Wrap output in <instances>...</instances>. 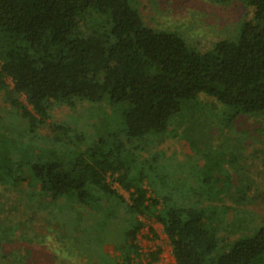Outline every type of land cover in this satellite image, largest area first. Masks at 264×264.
I'll return each mask as SVG.
<instances>
[{
  "label": "trees",
  "instance_id": "1",
  "mask_svg": "<svg viewBox=\"0 0 264 264\" xmlns=\"http://www.w3.org/2000/svg\"><path fill=\"white\" fill-rule=\"evenodd\" d=\"M211 1L241 4L252 16L200 51L179 32L146 25L134 0H0V98L9 108L0 123L21 127L13 143L0 139V188L26 203L44 198L52 219L74 225L84 207L102 210L105 219L91 229L107 226V232L108 212L117 210L104 204L120 199L126 214L115 230L118 264L140 257L136 236L144 220L162 226L175 264H264V218L225 204L233 194L230 176L220 165L209 170L202 144L210 137L185 141L191 152L194 145L202 149L196 158L203 159L186 176L170 174L182 172L151 148L182 117L202 132L264 115V0ZM102 103L119 111L118 128L106 120L112 113L102 111L101 120L94 110L77 111ZM56 108L76 114L54 121ZM47 124L51 138L40 133ZM234 195L238 205L249 202L245 190ZM228 211L233 222L226 224ZM231 231L239 233L231 238ZM6 233L0 229V243ZM157 253L146 256L154 262Z\"/></svg>",
  "mask_w": 264,
  "mask_h": 264
},
{
  "label": "rangeland",
  "instance_id": "2",
  "mask_svg": "<svg viewBox=\"0 0 264 264\" xmlns=\"http://www.w3.org/2000/svg\"><path fill=\"white\" fill-rule=\"evenodd\" d=\"M134 1L146 25L155 30L179 32L188 40L189 45L198 47L200 51L208 50L214 42L225 36H232L239 25L252 16L250 9L238 3L220 5L211 0ZM6 81L10 84L8 79ZM200 99L207 102L210 109L218 110L216 103L210 99L202 96ZM8 109V106L0 98V116L8 117V114L5 113ZM83 109L94 110L93 116L98 115L101 120H103L102 111L105 114L112 113V109L103 103L99 108L77 107V111ZM74 114L76 112H72L68 108H56L53 111V119L54 121H67L73 118ZM77 114L79 113L77 112ZM112 114V120H106L112 123L114 128H118L119 111L114 110ZM183 115L186 117V114ZM179 119L182 122L173 127V132L163 134L151 147L153 151H158L163 159L173 161L177 172H182L177 174L171 171L170 174L186 176L185 172L194 169L196 160H203L197 159L202 149L195 145L192 150L194 156H187L192 152L185 141L192 143L197 141V138L203 141L204 136L210 137V141L202 144L203 152L208 156L209 170H214V167L220 165L226 172H229L230 176L231 189L229 193L233 194L224 197L225 204L246 211L248 215L251 214L250 218L256 214L259 219H263L264 115L239 116L233 118L230 126L207 127L211 129L202 130L203 133L197 130L196 123L192 125L188 123V117ZM7 122L12 123L13 121L8 119L0 123V139H6L9 143H13L16 131L21 127L14 126L13 123L11 127H7ZM14 130H16L15 133ZM87 130L93 132L89 127ZM101 130L100 133L104 132L106 137L110 133L109 130ZM40 133L46 138L53 136L48 124L40 129ZM200 133L202 134L200 135ZM143 154L146 156L147 153ZM231 160L234 164L232 166L230 162V164L228 163ZM166 165L168 166V164ZM200 171L203 172V170ZM174 178L176 177L171 176L170 180H174ZM106 181L111 184L116 195L120 196L124 202L129 203L127 192L113 182L110 176ZM147 183L149 182L145 181L143 187H146ZM237 188L245 190L249 202L239 205L235 203L236 195L234 193ZM44 201V198H37L34 202L26 203L21 200L19 193L0 188V229L2 232H9L4 235L0 243V264H87L88 261L90 264H97L104 260H114L118 264L119 254L114 247L118 240L116 228L124 226L122 218L126 214L120 199L114 198L104 204L105 207H115L114 209L117 210V213L112 209L108 212L112 216L108 222L110 224L108 232L104 231L107 226L91 229L100 226L101 223H95L97 219H105L106 216L102 210L93 214L92 211L84 207L78 213L83 217V220L79 225L78 223L74 225L75 222H71L66 217V220L52 219L51 208H43ZM86 211L92 214L87 216L85 215ZM233 213L232 211L227 212L226 224L233 222ZM115 214L116 216H114ZM144 221L146 222L145 226L136 236L141 255L132 264H175L162 226L156 222ZM74 227L76 229H73ZM238 233L239 231H231L227 235L233 238ZM225 234L226 232L220 233V235ZM158 250L157 260L150 262L146 255L154 254Z\"/></svg>",
  "mask_w": 264,
  "mask_h": 264
}]
</instances>
